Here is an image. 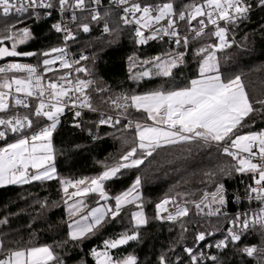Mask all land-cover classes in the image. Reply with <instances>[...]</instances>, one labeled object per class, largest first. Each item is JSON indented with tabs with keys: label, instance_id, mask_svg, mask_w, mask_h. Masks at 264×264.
<instances>
[{
	"label": "trees",
	"instance_id": "obj_1",
	"mask_svg": "<svg viewBox=\"0 0 264 264\" xmlns=\"http://www.w3.org/2000/svg\"><path fill=\"white\" fill-rule=\"evenodd\" d=\"M53 7H59V0H45ZM250 5L245 17L228 26L227 39L231 44L222 50L215 51L219 75L225 81L239 75L248 93L254 111L245 118L230 134L247 135L253 132H264V108L257 101L264 100V4L260 0H244ZM75 0H69V5ZM138 3L141 7L151 6L153 9L165 3H172L174 16L181 34L196 24V20L188 24L187 20L178 21V13L185 11L187 6L202 4L204 0H128V5ZM92 0H84L87 9L81 13H67L63 17L65 25L74 37L71 48L76 55L82 54L87 59L81 62L86 71L81 78L91 81L84 93L91 107L88 109L111 115L125 116L150 123L147 113L137 111L130 98L133 95L163 90L170 91L189 86L193 79L200 78V65L210 52V45L219 43L210 33L198 39H189L188 52L182 62L172 69V76L156 75L155 60L173 58L179 50L169 48L167 44L138 43L131 30L121 24L120 12L110 6V0H100L101 19H91ZM107 13V15H105ZM38 14V15H37ZM152 14L156 15L154 11ZM44 12H25L10 17L0 16V37L9 34L8 29L16 32L28 28L29 38L16 46L18 52L36 53L31 56L0 57V67L12 61H28L37 66L43 74L46 85L55 81L61 74L56 65L48 72L43 60L57 48L60 36L53 25L59 22L58 15L51 13L48 19ZM87 23L90 31L84 32L81 25ZM105 24L110 31L105 32ZM14 26V27H13ZM12 40H4L0 47L12 48ZM201 48L208 51L197 54ZM149 72V76L142 73ZM18 76V72L8 76ZM84 99L82 100V102ZM81 102V104H82ZM36 106L29 108L9 103V108L0 112V118L11 116H28L35 130L47 123L42 115H35ZM146 118V119H145ZM96 117L86 113L74 116L63 112L59 123L52 134L54 160L52 164L56 173L51 180L32 181L26 184L0 187V259L7 257L11 250L30 247L49 246L55 259L51 264H96L93 251L107 252L113 261L122 260L131 255L136 264H194L186 249L195 247L205 251L210 245L209 254L215 260L197 261L195 264H264V228L252 227L247 230L239 228L242 233L240 241L228 239L224 225L230 215L248 211L264 203L252 200L249 187L255 186L253 173H239L234 166L238 162L231 156L223 154V150L215 145L201 143H180L167 145L144 158L137 167L121 168L112 178L103 181L104 191L108 199H102L99 192H88L81 196L71 193L93 187L91 179L99 177L104 171L121 163H130L131 159L144 156V150L137 147L139 141L135 126L125 127L122 123L98 125ZM0 131L2 128H0ZM29 131V132H31ZM23 131L22 134H24ZM6 131L4 141L0 144L17 139ZM220 144H226L221 142ZM133 147L136 154L129 161L122 160ZM212 173V176L206 175ZM139 178L140 184L133 196L139 199L123 205L119 215H105L99 226L85 237L73 240L69 235V224L72 220L82 217L100 202L107 208H115V197L127 192ZM258 178V177H257ZM86 182L77 187L68 186L64 192L61 181ZM223 185L225 203H213L211 194ZM208 194L207 200L197 209L195 204ZM165 198L176 203L189 204L188 214L169 224H161L156 219V205ZM78 204V210L69 214L67 208ZM219 209L216 214H209ZM142 211L146 223L139 226L132 218L134 212ZM137 234V239L130 240L116 248H106L105 241H114L122 235ZM204 234V240L197 237ZM225 241L226 246L215 249V244ZM246 247H254L257 251L248 256L243 251Z\"/></svg>",
	"mask_w": 264,
	"mask_h": 264
},
{
	"label": "snow or ice",
	"instance_id": "obj_2",
	"mask_svg": "<svg viewBox=\"0 0 264 264\" xmlns=\"http://www.w3.org/2000/svg\"><path fill=\"white\" fill-rule=\"evenodd\" d=\"M116 3L124 5L128 0H115ZM93 3L99 4L100 0H93ZM264 4V0H260ZM59 5L63 11L66 7L83 8L84 0H75V5H69V0H59ZM53 5L45 0H27L24 4L22 0H0V8L3 14L7 16L13 9L16 13L26 12L29 8H51ZM250 5H247L244 0H204L202 4H192L187 6L185 11L178 13L179 20H187L191 25L193 20L197 17H206L198 21L200 27L198 29H191L195 32L196 37L204 34V29L208 24L215 26V31L212 33L218 38L219 43L210 45L213 49L206 57H204L200 65V78L193 79L189 82V86L181 89L163 91L156 90L144 95H133L130 98L132 104L137 111L143 110L147 113L148 119L153 121L152 125H142L136 123V136L138 138L139 149L144 150V156L138 159H131L130 163H121L115 167L109 168L104 171L99 177L91 179L90 183L93 187H86L83 191L79 189L69 196H81L88 192H99L102 199H108L105 191L103 181L108 180L115 176L121 168L137 167L144 162V158L151 156L153 152L159 148L167 145H175L180 143H201L209 145L213 142L220 144L226 142L227 146L223 147V154L231 156L232 159L238 161V166L235 171L239 173H253L255 187L250 186L249 191L253 194L250 198L261 201L264 203V132H253L247 135H236L232 138L230 134L237 126L241 125L246 117L256 111L253 104L250 102L248 93L245 91L244 84L239 75L230 78L227 81L223 80L219 75L218 62L215 56V51L222 50L225 47H230L231 44L227 39L228 28L221 27L219 21H225L229 24H235L239 19L245 17L249 11ZM124 13H131L135 18L137 12L142 15L139 19H135V23L140 25L135 31V35L140 37L137 41L144 44L148 39H155L157 33L163 35H170L176 37L175 43L179 45L181 40L179 38V31L176 28V20L173 19L177 15L174 11L172 3H165L153 9L151 6L141 7L138 3L131 4L130 7H125ZM156 15H152L153 12ZM38 15V14H37ZM107 15V13H105ZM72 19L75 20L76 16L73 14ZM93 21L101 19L98 11L93 9L91 16ZM125 24L132 23L127 15L121 17ZM167 19V27L158 28L152 35L144 37L141 31L142 27H151L153 23L159 24L161 20ZM146 21L147 23H142ZM14 27V26H13ZM53 27L59 32L64 30L67 35L66 39L74 38L69 30L61 27L60 24H55ZM84 32L90 31L87 23L81 25ZM105 32L110 29L107 24L104 27ZM9 34L0 37V43L4 40H12V48L9 50L6 47H0V57H14V56H31L36 53L18 52L16 46L18 43H24L30 36L28 28L20 29L13 32L8 29ZM185 45L188 44V37L183 38ZM53 53H60L61 55L55 59H44L43 64L46 71H52L50 67L56 62L60 61L61 67L69 68L71 64L64 59L63 49H52ZM207 48H201L197 54L207 52ZM51 53H43L44 56H49ZM183 53L178 54L176 57L168 60L161 61L159 57L155 60L157 72L156 75L170 77L172 76V69L177 67L178 62H182ZM80 59H87L81 56ZM79 61H76L78 63ZM77 72L86 71L83 68H77ZM26 72V78L18 76H8V73ZM143 76H149V72L142 73ZM42 76L37 74L36 67L28 64L11 63L4 67H0V112H4L9 108L8 98L12 96L13 90L16 94L23 93L27 97L36 95L37 98L43 97L45 91H48L50 100L56 103L46 104L44 100H40L39 105L35 109V115H44L51 121L46 127L41 128L39 131L29 135L22 134L15 142L8 143L5 147H0V185L4 184H26L32 180H51L56 173L55 166L51 163L54 160L53 146H52V133L56 129L59 122L58 114L64 111V108L59 106L62 98L67 97L69 89L58 85L55 81H49L45 86L42 83ZM61 80L66 77H61ZM70 83V82H69ZM91 81L78 80L76 83L75 91L83 93ZM15 104L29 107V103L19 98L13 97ZM70 98V97H69ZM88 98L85 96L82 102V107H91L87 102ZM74 103V102H73ZM262 108H264V100L257 101ZM75 106V103H74ZM47 110L45 111V109ZM76 116L81 113L77 111ZM112 118L107 120L101 119L100 124L111 123ZM32 120L28 116L19 117L14 116L11 118H0V125L5 126L7 130L12 133H23L24 129L32 127ZM115 123H120L119 119ZM129 125L125 127H130ZM6 131H0V139L5 138ZM137 147H133L122 160L129 161L137 152ZM231 149H236L232 151ZM246 153V156L240 155ZM29 168L36 171L32 174L29 173ZM212 176V173H206ZM258 177V178H257ZM85 180L78 181H61L64 187V192L68 193V186L77 187L78 185L85 184ZM140 184L139 178L135 181L133 186L119 196L115 197V208H96L91 212L92 220L88 223H81L77 221L75 227L71 232V238L78 240L85 237L88 233L92 232L94 228L99 226L104 220L105 215L110 213L112 217L119 215L123 205L133 203L139 199V195L133 196L132 193L138 188ZM208 194H205L204 200L195 204L197 209H201V204L207 200ZM212 202L223 205L225 203L223 185L217 187L216 192L211 194ZM170 203L165 199L160 204H157L158 215L160 211H164L165 205ZM219 209L209 214H216ZM188 214L187 208H177L175 215H169L167 219L176 220L178 217L186 216ZM133 220L136 225L146 223L143 212L138 211L132 214ZM87 221L88 217L82 218ZM258 224L264 228V209L260 213L255 214L251 220L246 216L241 218L237 216L233 221L234 228L238 225L243 230H247L251 225ZM70 227H72L70 225ZM233 229H229L230 239L234 242L242 239V233H238ZM204 234H200L197 239L204 240ZM137 239V234L131 235L124 234L119 239L114 241H105L106 248H116L120 244H125L130 240ZM226 246L225 241H220L217 247ZM3 245L0 244V248ZM191 254L192 249H186ZM248 256H252L257 249L254 247H246L243 249ZM93 255L97 257V264H136L134 256H127L122 260L113 261L112 257L105 252L93 251ZM55 259L52 249L49 246L43 247H30L27 249L11 250L7 258L0 259V264H50ZM163 257L161 262L163 264ZM212 259L215 260V257ZM195 264L197 258L192 256Z\"/></svg>",
	"mask_w": 264,
	"mask_h": 264
},
{
	"label": "built area",
	"instance_id": "obj_3",
	"mask_svg": "<svg viewBox=\"0 0 264 264\" xmlns=\"http://www.w3.org/2000/svg\"><path fill=\"white\" fill-rule=\"evenodd\" d=\"M22 2L24 4H27V0H22ZM45 3H48V2H45ZM72 5H75V3H72ZM109 5L112 6L113 8H116V9L119 10L121 24L123 26H125V27H128L131 30L132 35L139 40L140 37H137L135 35V31H136V29L138 27H140V25H138V24L135 23V19H139L140 16L142 15V13L141 12H137L135 14V18H134L131 13L126 14V13H124V10H123L125 7H130L131 5H128V4L120 5V4L116 3L115 0H110V4ZM93 9H95L98 12L101 10L100 9V4H95V3H93V0H92L91 8H89L88 10H90L92 12V14H93ZM86 10L87 9L85 7H83V8L66 7L62 11L61 8H60V6H59L57 8H52V7L51 8H34V9L33 8H29L26 12H44L45 13V16H44L45 19H48L49 18V15L51 13H56L58 15V18H59V22L57 24H60L61 27H62V29L63 28H66L67 30H69L67 28V26L65 25V22L63 20V17L65 16V14H67V13H70V14L81 13V12H84ZM23 13H25V12H23ZM23 13H16L15 10L13 9L7 16H5L3 14L2 8H0V16H4V17H10L13 14L21 15ZM125 15H127L128 19L130 21H133V22L132 23H129V24H125L124 21L121 19V17H123ZM202 18L206 20V17H197L196 24L194 26H191L187 30V32L185 34H181L179 32V38L181 40V43L179 45H177L175 43V40L177 39L176 37H173V36H170V35H163L162 32L161 33H157L155 39H148L147 42L144 43V45H149V44H167L169 48L171 47V48H173V50H176V51L179 50V48L182 46L181 49L179 51H177L174 54L173 57H176L178 54L183 53L184 54L183 55V58H184V56L188 52V44L185 45L184 42H183V38L185 36L188 37V41H189V39H198V38L204 36L207 33H210L212 35V33L215 31V26H213L211 24H208L207 27L204 29V34L201 35L200 37H196L195 36V32H193L191 29H193V28L198 29L200 27L198 21L200 19H202ZM173 19H175V18L173 17ZM177 19H178V21H183V20H179V18H177ZM142 23H144V21H142ZM219 24H220L221 27H228V26L232 25V24L226 23L225 21H219ZM162 27H167V19L161 20L159 24L153 23L151 25V27H142L141 28V31L143 32L144 37H148V36L152 35L153 32H155L156 29L162 28ZM176 28H177L178 31H180L179 27L177 26V22H176ZM58 33H59V36H60V43L61 44L56 49H63L64 50V53H65L64 59H66L71 64V67H69V68L61 67L60 61L56 64V68H57L58 71L61 72V74L57 77V79L55 80V82L58 85H61V86H63L66 89H69L68 96L62 98L61 103L59 104V106L63 107L65 112L71 113L74 116H76L75 113L77 111H79L81 114L86 113V114H89V115H93V116H95L97 118L96 119V123L98 125H101L100 124L101 119L107 120L109 117L112 118V122H114V123H115V121L117 119H119L120 123L124 124L125 126L126 125H129V122H131V126L130 127L135 126L136 123H140L142 125L146 124L145 122H143L141 120L134 119V118L125 117V116H118V115H111V114H107V113H104V112H100V111L88 109V108H85V107H82L81 106V102L84 99L85 90H84L83 93H80V92L75 91V87H76L77 81L78 80H83L81 78L82 71L81 72H77L76 69L77 68H82V66L80 64L85 59H80V57L81 56H84V55H82V54L76 55L73 52V50L71 48V44H70L72 38L71 39H66L67 33L64 30L59 31ZM212 36L214 38H217L214 35H212ZM56 54L58 56L61 55L58 52H56ZM76 61H79V62L76 63ZM15 63L28 64V65H32V66L36 67L37 74L40 75V76H42V78H43L42 79V83L46 86V80H45L43 74L39 71V69L37 68V66L35 64H33L31 62H28V61H23V60L16 61ZM18 74L20 75V78H22V77L23 78H26L27 77V73L26 72H18ZM61 77H66V79L61 80L60 79ZM16 96H18L21 99L26 100L29 103V107L32 104H34L36 106V108H37V106L40 103V100H44L46 104L56 103V101L49 99V97H48V91H45V94H44L43 97L37 98L36 95H33L32 97H27L23 93L16 94L14 92V90H13L12 96H9V98H8V103L15 104V99L13 97H16ZM73 102L75 103V106H74V103ZM22 107H24V106H22ZM29 107H27V108H29ZM24 108H26V107H24ZM46 110H47V108L45 109V111ZM11 117H14V116H11ZM11 117H8V118H11ZM148 125H151V124L148 123ZM43 127H45V125H43L41 127H38L35 130H33V131L28 130V128H26V129H24V131H25L24 135H29L30 136L32 133L39 131ZM0 128H2V130L4 129V131H10V130H7L5 128V126H2V125H0ZM29 131H31V132H29ZM10 134L11 135H17L18 136L17 138H20V136L22 135V133H12L11 131H10ZM4 139L5 138L0 139V142L4 141ZM5 144L6 143L0 144V147H3ZM215 145L217 147L221 148L222 150H223V147L227 146V144H217V143H215ZM231 150L232 151H236V149H231ZM240 155L246 156L247 154L246 153H241ZM235 161L238 162L237 160H235ZM165 199H168L170 201V203H168L167 205L164 206L166 210L160 211L159 212V215H158L157 207L155 209L156 219H157V221L159 223H161V224L174 223V222H176V221H178V220H180V219H182V218L185 217V216L178 217L176 220H169V219H167V217L170 214L171 215H175L178 207H180V208H187V210H188L189 204L186 203V202L176 203L171 198H165ZM165 199H163L162 201H164ZM202 200H204V197L201 198L197 203H199ZM252 200H255V199H252ZM160 203H158V204H160ZM262 209H264V204L261 205V206L255 207L253 209H250L248 211H242V212H238L236 214L230 215L227 218L226 223L224 225V228L226 229V233H227V236L226 237L228 239H230L229 229H233L234 228L233 221H234V219L237 216H240L241 218H244L246 216L249 220H251L253 218V216L255 214L260 213ZM252 227H259V225L258 224H254V225H251L249 228H252ZM239 228H241V227H239L237 225L234 228V231L237 232V230ZM232 242H234V241H232ZM218 243L215 244V249H217V250L221 248V247H217V244ZM197 246L195 247V249L197 251L196 252H194L195 250L192 251L191 254H189V257L192 258V256H195L197 258L196 262L197 261L204 262V261H206L208 259L213 260L212 258L214 257V254L212 255V254H209V252H208L209 249L211 248L210 245H206L205 251L200 250L199 247H197Z\"/></svg>",
	"mask_w": 264,
	"mask_h": 264
},
{
	"label": "rangeland",
	"instance_id": "obj_4",
	"mask_svg": "<svg viewBox=\"0 0 264 264\" xmlns=\"http://www.w3.org/2000/svg\"><path fill=\"white\" fill-rule=\"evenodd\" d=\"M152 15H154V14H152ZM144 23H147L146 21H144ZM19 44V43H18ZM58 55L57 54H50L46 59H55V57H57ZM59 62V60H56V62L54 63V64H52L50 67L51 68H55V65L57 64ZM12 63V61H10L9 63H6L4 66H6V65H8V64H11ZM179 63V62H178ZM4 66H2V67H4ZM53 70V69H52ZM48 72H50V71H48ZM63 113V112H62ZM62 113H60V114H58V120H59V118H60V116H61V114ZM43 117H44V119L47 121V123L45 124V127L46 126H48L49 124H51V121L50 120H48V118L46 117V116H44V115H42ZM146 119V118H145ZM147 121H149L150 122V124L152 125L153 124V121L152 120H150V119H148ZM59 123V122H58ZM58 125V124H57ZM57 127V126H56ZM54 132V131H53ZM53 134V133H52ZM18 139V138H17ZM17 139H13V140H10L9 142H7L3 147H5L8 143H12V142H15V140H17ZM52 163V162H51ZM36 170L35 169H31V168H29V173L30 174H32V173H34ZM55 176V175H54ZM32 181H39V180H32ZM32 181H30V182H32ZM12 185H19V184H4V185H0V187H5V186H12ZM211 201H212V199H211ZM217 204H219V203H217ZM100 207H103V208H105V205L103 204V203H99L98 205H96L95 207H93V208H91L85 215H83L82 217H80V218H77V219H75V220H72L71 222H70V224H69V235H70V237H71V232L73 231V229H74V227H75V223L77 222V221H80L81 223H88V222H91V220H92V216H91V212H92V210L93 209H96V208H100ZM77 210H78V204L77 203H75V204H73V205H71V206H69L68 208H67V212L69 213V214H72V213H75V212H77ZM85 216H87L88 217V220L87 221H85V220H83L82 218L83 217H85ZM70 225L72 226V227H70ZM120 245H123V244H120ZM119 246V245H118ZM189 253V252H188ZM7 258V257H6ZM97 260V259H96ZM52 262H50V264H51ZM54 264H56V263H54ZM96 264H97V261H96Z\"/></svg>",
	"mask_w": 264,
	"mask_h": 264
},
{
	"label": "water",
	"instance_id": "obj_5",
	"mask_svg": "<svg viewBox=\"0 0 264 264\" xmlns=\"http://www.w3.org/2000/svg\"><path fill=\"white\" fill-rule=\"evenodd\" d=\"M74 38H72V40H73ZM6 58H15V56L14 57H6ZM94 259H97V257L96 256H94Z\"/></svg>",
	"mask_w": 264,
	"mask_h": 264
},
{
	"label": "crops",
	"instance_id": "obj_6",
	"mask_svg": "<svg viewBox=\"0 0 264 264\" xmlns=\"http://www.w3.org/2000/svg\"><path fill=\"white\" fill-rule=\"evenodd\" d=\"M23 78V77H22Z\"/></svg>",
	"mask_w": 264,
	"mask_h": 264
}]
</instances>
